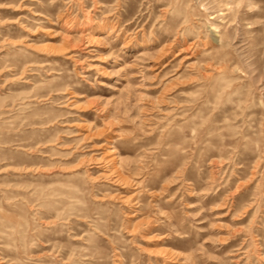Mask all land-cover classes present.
Instances as JSON below:
<instances>
[{
  "label": "rangeland",
  "instance_id": "374dc122",
  "mask_svg": "<svg viewBox=\"0 0 264 264\" xmlns=\"http://www.w3.org/2000/svg\"><path fill=\"white\" fill-rule=\"evenodd\" d=\"M210 1L0 0V264H264V0L196 78Z\"/></svg>",
  "mask_w": 264,
  "mask_h": 264
},
{
  "label": "bare ground",
  "instance_id": "6f19581e",
  "mask_svg": "<svg viewBox=\"0 0 264 264\" xmlns=\"http://www.w3.org/2000/svg\"><path fill=\"white\" fill-rule=\"evenodd\" d=\"M259 0H211L209 2L210 6V19H213V21H210L209 27H211V31H213L216 35L211 39V41L207 42L201 39L200 35H197L196 39L194 40V45L196 46V50L198 53H203L202 55H205V59L203 58V62L201 63L200 60L202 59L201 56L198 61L194 60L193 62H190L189 64H186V66H189L190 64H196L197 71H196V78L201 75V73L204 72V70H208L209 66H213L215 63L218 62L219 59H223V57L226 55L227 48L224 49V47L227 44V39L230 37V29L226 30V27H228V24L235 21V25L239 24L241 25L243 20H250L253 17H258L261 15L262 9L260 5L257 4ZM212 4V5H211ZM207 7V6H206ZM205 7V8H206ZM163 15V14H162ZM166 16V15H165ZM179 16H174L173 20L176 21L178 29L181 31V33H185L183 22H178ZM215 20H219L220 23L215 22ZM251 24H254L253 27H257L258 23L250 22ZM248 23V24H250ZM197 24V23H196ZM234 24V23H233ZM233 24H231L233 26ZM257 26H256V25ZM243 26V25H242ZM251 26V25H249ZM186 27V26H185ZM223 29H222V28ZM235 29L236 26L229 27ZM245 28V27H244ZM232 29V30H233ZM229 32V33H228ZM178 31L176 32V34ZM212 36V33H211ZM205 37V36H203ZM234 37V36H233ZM206 38V37H205ZM230 39V38H229ZM175 40V39H174ZM228 45V44H227ZM192 47V46H191ZM196 52V51H195ZM229 56V55H228ZM189 57V56H188ZM227 58V57H226ZM190 59V58H189ZM187 62V61H186ZM232 62V61H231ZM203 64V65H202ZM224 64V63H223ZM219 65V64H218ZM193 66V65H192ZM222 66V65H220ZM216 67V65H215ZM223 67V66H222ZM234 67V66H233ZM192 68V67H191ZM221 68V67H220ZM186 69V68H185ZM193 69V68H192ZM195 69V68H194ZM204 69V70H203ZM203 70V71H202ZM226 70V69H225ZM205 71V73H206ZM217 71V68H216ZM228 71V70H227ZM236 71V70H235ZM210 73V70L208 71ZM207 72V73H208ZM220 72V71H219ZM229 72V71H228ZM193 73V72H192ZM195 73V72H194ZM206 73V74H207ZM212 73V72H211ZM232 74V73H231ZM191 75V74H190ZM193 75V74H192ZM215 75V74H214ZM183 77L182 74H179V77ZM213 76V75H212ZM189 77V76H188ZM192 77V76H191ZM189 77V78H191ZM195 77V76H193ZM204 77V76H203ZM199 79V78H198ZM197 79V80H198ZM192 80V79H191ZM196 81V80H195ZM192 82V81H191ZM186 86V85H185ZM183 90V89H182ZM187 101V100H186ZM183 102V101H182ZM182 104V103H181ZM192 104V103H191ZM196 108V107H195ZM193 114V113H192ZM193 116V115H191ZM190 119V117H189ZM195 123V122H194ZM186 132V131H185ZM115 175V174H114Z\"/></svg>",
  "mask_w": 264,
  "mask_h": 264
}]
</instances>
